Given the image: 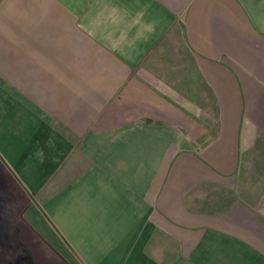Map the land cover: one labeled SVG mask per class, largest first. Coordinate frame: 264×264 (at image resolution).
Here are the masks:
<instances>
[{
  "label": "crops",
  "instance_id": "obj_1",
  "mask_svg": "<svg viewBox=\"0 0 264 264\" xmlns=\"http://www.w3.org/2000/svg\"><path fill=\"white\" fill-rule=\"evenodd\" d=\"M0 161L27 264H264V0H0Z\"/></svg>",
  "mask_w": 264,
  "mask_h": 264
},
{
  "label": "rangeland",
  "instance_id": "obj_2",
  "mask_svg": "<svg viewBox=\"0 0 264 264\" xmlns=\"http://www.w3.org/2000/svg\"><path fill=\"white\" fill-rule=\"evenodd\" d=\"M27 201L21 187L13 181L0 161V264H10L12 261L13 264H22L21 261L27 264L37 253L32 247H26L24 251L18 247L42 239L41 234L30 232L23 221ZM48 237L45 235L47 240L50 239Z\"/></svg>",
  "mask_w": 264,
  "mask_h": 264
}]
</instances>
